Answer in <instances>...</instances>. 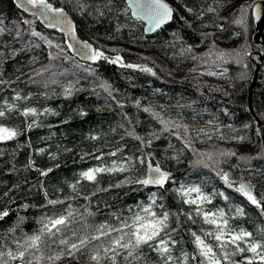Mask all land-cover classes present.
Here are the masks:
<instances>
[{
	"label": "trees",
	"instance_id": "1",
	"mask_svg": "<svg viewBox=\"0 0 264 264\" xmlns=\"http://www.w3.org/2000/svg\"><path fill=\"white\" fill-rule=\"evenodd\" d=\"M174 1L188 17L174 9L169 24L147 35L126 0H49L67 10L78 33L105 56L122 58L113 63L80 60L59 30L23 12L15 0H0V110L14 106L0 124L21 133L0 142V213L8 212L0 219V251L15 252L14 241L22 243L38 232L41 218L52 214L48 199L63 200L58 210L70 206L95 227L118 226V218L139 212L154 197L152 211L159 213L162 203L164 211L180 213V228L173 233L177 243L170 245L176 264H200L198 256L193 259L191 233L202 235L201 229L210 226L194 214L195 223L187 219L185 214L195 206L184 203L178 192L182 185L200 187L211 198L204 209H223L233 216L232 228H243L264 242V212L237 190L242 181H250L258 197L264 193V62L254 82L257 65L251 58L253 53L264 54V24L254 38L264 16L256 24L252 13L254 4L264 0H252L230 14L224 8L237 0ZM242 7L246 14L241 24ZM220 52L232 55L219 59ZM128 64L152 71L124 66ZM69 85L71 96L64 93ZM25 108L37 109L38 115L24 116ZM155 113L172 122L168 130ZM33 121L38 126L27 129ZM128 157L145 163L124 173H102L98 183L80 177L90 168L119 165ZM148 160L171 174L165 187H114L126 178L144 179ZM49 168L52 171L42 176L39 170ZM222 172L229 173L231 184L222 179ZM237 207L244 216L231 212ZM170 226L177 227L175 217L170 216ZM227 251L235 249L230 245ZM252 255L244 251L230 259L247 264ZM160 259L155 249L145 246L135 264H160ZM55 264L96 262L78 253L75 260L64 257ZM253 264H260L258 258Z\"/></svg>",
	"mask_w": 264,
	"mask_h": 264
},
{
	"label": "snow or ice",
	"instance_id": "2",
	"mask_svg": "<svg viewBox=\"0 0 264 264\" xmlns=\"http://www.w3.org/2000/svg\"><path fill=\"white\" fill-rule=\"evenodd\" d=\"M79 0H77V3ZM19 8L28 11V6H31L33 15L37 14L42 16L47 23L48 27L59 28L62 33H66L73 41L67 44V47L73 49L77 55L82 56L89 61H98L100 59L110 60L111 58L105 56L104 52L98 48H94L87 41L81 42L75 36V24L66 14L65 9L62 7H54L49 0H16ZM128 9L132 10L134 18L141 21L148 22L147 31H155L164 24L169 22L173 16V9L165 0H127ZM251 7V6H250ZM257 9V18H259V5H255ZM100 15L103 11L97 9ZM191 11V9H188ZM214 11V9H209ZM246 9H240V19L237 23H244V16ZM24 23H31L24 21ZM51 43V41H49ZM59 48V45H56ZM63 51V50H61ZM190 51V49H189ZM240 55L239 52L235 53ZM232 53L220 52L218 53L219 59H224L225 56H231ZM195 59V57H193ZM120 56L111 59V62L117 63L121 61ZM129 68H142L144 71L151 72L150 68L141 65H124ZM155 74V73H153ZM215 74V73H212ZM223 75V73H221ZM4 81L0 80V84ZM65 95L71 96L73 93V86L69 85L64 90ZM20 97L18 96L17 99ZM14 108L13 105H8L4 110H0V118L6 116V113ZM50 109H45V112H50ZM55 114V113H53ZM24 116H37L38 111L35 108H25L23 111ZM156 117L160 119V123L168 130V126L172 124L169 120H164L155 113ZM38 126L33 123L27 125V129ZM179 127L178 125H173ZM21 133L16 129H10L0 124V142L11 140ZM128 135H134L129 132ZM96 139V137H92ZM143 139L142 137H136ZM240 140H245V137H239ZM151 139L147 141L151 144ZM41 152L44 150L41 149ZM119 151V150H118ZM110 155H116L115 152ZM225 155H235V153H226ZM54 158V157H53ZM212 157L209 156V159ZM100 159V157H97ZM241 160L250 161L254 157H240ZM136 163L144 164L143 158H137L133 161L132 157H128L124 162L117 165L115 162L111 166H100L90 168L80 173L81 179L90 182L98 183L97 177L102 173H124L135 168ZM148 173L144 179L131 180L126 178L120 184L114 187H121L124 184H140V185H159L161 187L169 180L170 173L163 171L157 164L153 166L149 161L147 164ZM42 176H46L52 171L51 168L39 170ZM222 179L232 183L230 175L227 172H222ZM74 192H78L77 184L70 186ZM113 187V186H110ZM255 185L250 181H242L239 184L238 191L242 193L247 199L256 207L264 212V193L259 197L254 192ZM108 189L97 188V191H107ZM184 203L194 205L193 211L185 214L187 219L192 220L193 214L202 219L203 223L210 226V230L201 229L202 235L192 232L194 244L196 245V252L193 259L198 256L200 264H225L229 261L230 264H237L235 260H231L232 256L248 251L253 255L247 258V264H253V261L258 258L260 264H264V242L253 238L252 232L246 231L243 228L235 229L229 224L232 215L226 213L223 209L205 210L203 205L210 203L211 198L208 194L203 193L202 189L198 186L185 187L181 186L178 190ZM195 194V196H193ZM47 195V193H45ZM95 195V193H93ZM212 196L217 193H212ZM220 195H223L222 193ZM87 199V198H86ZM227 200V197H224ZM64 201L60 199H48L46 206H51L52 214H45L40 220V228L36 234L25 236L23 242L19 240L14 241L17 250L13 252L11 249L0 251V264H9V261H19V264H43L45 260L55 264L56 261L64 257L77 259V254L87 253L90 260L96 264H135L142 257V250L145 246L149 249H155L160 256V264H176L178 258H174L171 253L170 245H175L177 241L173 238V233L180 228L179 216L180 213H170L163 210V204L159 205L161 211L159 213L152 211L155 205L154 197L147 207H140L139 212H134L133 215L127 218H118V226L101 224L98 226H91L87 223L83 214L77 213L70 206L58 210L57 205H63ZM131 211V210H130ZM231 212L235 217H242L245 215L243 208H233ZM8 212L0 213V219L7 216ZM170 216L175 217L177 227L170 226ZM83 221V223H79ZM195 223V220H192ZM91 229V231H90ZM83 233V235H81ZM214 237L215 246L207 241V237ZM95 242V243H94ZM244 243L247 248L241 247L240 244ZM234 247L235 251H227L229 246ZM55 247V251L53 248ZM7 257V258H6ZM188 254H183V259L187 260Z\"/></svg>",
	"mask_w": 264,
	"mask_h": 264
},
{
	"label": "water",
	"instance_id": "3",
	"mask_svg": "<svg viewBox=\"0 0 264 264\" xmlns=\"http://www.w3.org/2000/svg\"><path fill=\"white\" fill-rule=\"evenodd\" d=\"M15 2H16V0H15ZM126 2H127V0H126ZM165 2L171 6V8L173 9V14H174V7H173V5H172L168 0H165ZM255 5H259V6H260V9H259V18H257V9L255 8ZM20 9H21L23 12H25L26 14L31 15V16H34V15H33V11H34V9H32L31 6H28V9H29L28 11H25V10L22 9V8H20ZM130 10H131V9H130ZM65 12H66V14L69 16V18L72 20V22L75 24V36H76V39L79 40V41H81V42L87 41L89 44H91V45L94 47V45L92 44V42H90V41L87 40L86 38L82 37V36L78 33V31H77V27H76V22H75V19L73 18V16H72L67 10H65ZM131 12H132V10H131ZM252 13H253V17H254V21H255V23H256V24H259V22H261V20L263 19V16H264V3H263V2H257V3H255L254 6H253V9H252ZM132 16H133V15H132ZM35 17L39 18V19L42 21V23H43L44 25L48 26L47 23L45 22V20H44V18H43L42 16H40V15L37 14ZM172 18H173V16H172ZM171 20H172V19H171ZM171 20H170L169 22H167L166 24H164V25H163L162 27H160L159 29H156L155 31H147V29H148V27H149L148 22H147V21H142V22L144 23V29H145L146 34H147V35H152V34H154L155 32H157L158 30H160L161 28H163L164 26H166L167 24H169V23L171 22ZM263 24H264V22H263L261 25L258 26L257 31H256L255 34H254V38L257 37V35L259 34V32H260L261 27H262ZM55 29L59 30V28H55ZM59 31H60V30H59ZM60 32H61V31H60ZM61 33H62V32H61ZM62 34L65 36V38H66V40H67L68 43H72V42H73V41L68 37V35H67L66 33H62ZM262 39H263V36L260 35V40L263 41ZM263 43H264V41H263ZM94 48H95V47H94ZM72 52H73V54H74L75 56H77L80 60H82V61H84V62H92V61L86 60L85 58H83V57L80 56V55H77V53H76L73 49H72ZM251 58L256 62V65H257L256 71H255V76H254V82H256L257 79H258V73H259V71H260V69H261V66H262L263 62H264V54L261 55L260 53H253V54L251 55ZM149 161L152 163L153 166H156V165H157V164H154V163L152 162V160H148V161H147V164H148ZM158 165L161 167L160 164H158ZM161 169H162V167H161ZM162 170H163V169H162ZM163 171H165V170H163ZM147 173H148V167H147V169H146V175H147ZM166 183H167V182H166ZM166 183L164 184L163 187H165ZM149 185H151V184H149ZM155 186L161 187V186H159V185H155ZM163 187H162V188H163Z\"/></svg>",
	"mask_w": 264,
	"mask_h": 264
},
{
	"label": "rangeland",
	"instance_id": "4",
	"mask_svg": "<svg viewBox=\"0 0 264 264\" xmlns=\"http://www.w3.org/2000/svg\"><path fill=\"white\" fill-rule=\"evenodd\" d=\"M168 1L174 6V8L178 11L180 16L188 17V13L181 6H179L176 1L174 0H168ZM251 2L253 1L252 0H237L230 7L224 8V10L230 14L234 10L240 8L241 6H244V5L246 6L250 4ZM193 196H195V194H193ZM205 210H208V209H205ZM207 241L212 243L213 245L216 244L214 237H211V236L207 237Z\"/></svg>",
	"mask_w": 264,
	"mask_h": 264
}]
</instances>
